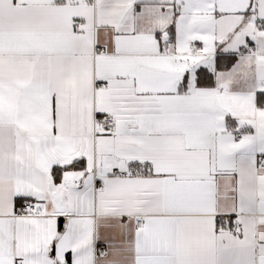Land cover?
Segmentation results:
<instances>
[{
    "label": "snow or ice",
    "instance_id": "6c2138e0",
    "mask_svg": "<svg viewBox=\"0 0 264 264\" xmlns=\"http://www.w3.org/2000/svg\"><path fill=\"white\" fill-rule=\"evenodd\" d=\"M0 264H264V0H0Z\"/></svg>",
    "mask_w": 264,
    "mask_h": 264
}]
</instances>
